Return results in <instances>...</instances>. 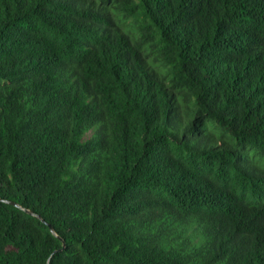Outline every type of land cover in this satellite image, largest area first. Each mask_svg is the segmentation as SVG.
Wrapping results in <instances>:
<instances>
[{
    "label": "trees",
    "instance_id": "1",
    "mask_svg": "<svg viewBox=\"0 0 264 264\" xmlns=\"http://www.w3.org/2000/svg\"><path fill=\"white\" fill-rule=\"evenodd\" d=\"M0 198V264H264V0H0Z\"/></svg>",
    "mask_w": 264,
    "mask_h": 264
},
{
    "label": "water",
    "instance_id": "2",
    "mask_svg": "<svg viewBox=\"0 0 264 264\" xmlns=\"http://www.w3.org/2000/svg\"><path fill=\"white\" fill-rule=\"evenodd\" d=\"M0 200L5 201V202L12 203V204H14V205H16V206H19L18 203H15V202L9 201V200H7V199L0 198ZM51 231L54 233V231H53L52 229H51ZM54 234H55V233H54ZM55 235L59 238V236H58L57 234H55ZM63 246H64V240H62V247H63ZM62 247L59 248L58 250L62 249Z\"/></svg>",
    "mask_w": 264,
    "mask_h": 264
}]
</instances>
